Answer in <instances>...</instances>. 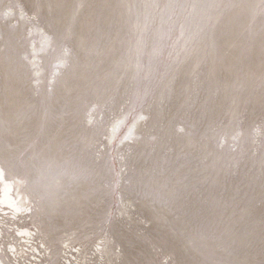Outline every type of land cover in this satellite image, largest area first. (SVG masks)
Wrapping results in <instances>:
<instances>
[{
	"label": "rangeland",
	"instance_id": "rangeland-1",
	"mask_svg": "<svg viewBox=\"0 0 264 264\" xmlns=\"http://www.w3.org/2000/svg\"><path fill=\"white\" fill-rule=\"evenodd\" d=\"M0 167L1 264H264V0H0Z\"/></svg>",
	"mask_w": 264,
	"mask_h": 264
},
{
	"label": "bare ground",
	"instance_id": "bare-ground-1",
	"mask_svg": "<svg viewBox=\"0 0 264 264\" xmlns=\"http://www.w3.org/2000/svg\"><path fill=\"white\" fill-rule=\"evenodd\" d=\"M0 215L19 213L23 208V199H18V196H15V188L8 178L7 174L0 167ZM18 232L20 235H27L30 233L27 229L19 228ZM1 264V261H0Z\"/></svg>",
	"mask_w": 264,
	"mask_h": 264
}]
</instances>
